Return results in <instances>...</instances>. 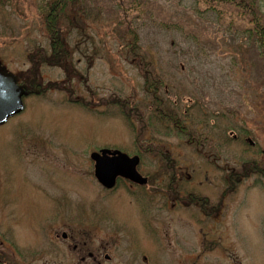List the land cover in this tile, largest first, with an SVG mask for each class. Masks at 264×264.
Wrapping results in <instances>:
<instances>
[{
    "label": "rangeland",
    "instance_id": "374dc122",
    "mask_svg": "<svg viewBox=\"0 0 264 264\" xmlns=\"http://www.w3.org/2000/svg\"><path fill=\"white\" fill-rule=\"evenodd\" d=\"M251 1L93 0L89 22L100 23L101 40L97 42L96 50L92 51L90 47L88 51L92 54V63L88 65L84 60L78 65L74 60L84 75L61 84L66 71L58 68L59 64L49 66L45 62L41 69L42 66L38 68L31 61L35 54L53 51L49 40L43 38L36 27L43 19L39 7L41 0H0V66L16 74L20 85L25 84L26 88L36 84L40 71L43 73L40 87L37 86L33 90L35 94L24 100V112L0 127V257L5 258L3 264H67L59 261L67 257L61 240L63 236L55 235V231L81 237L76 234L79 229L100 227L101 230L93 234L96 245L110 247L108 244L115 242L118 247L116 259L126 264H135L131 252L141 234L156 242L154 239L158 237L150 232L155 227H160L161 232L180 234L183 243L192 246L193 235L188 232L196 228L193 223L195 209L185 210L179 205L166 209L159 204L150 211L156 214V218L148 216L150 212L145 211V217L139 215L140 219L135 220L134 213L140 211V204L134 195L126 194L120 186L107 194L92 178L93 163L88 158L89 152L97 147L131 151L132 146H136L126 116L119 115L118 111L112 117L101 114L102 108L105 110L107 105L111 108L114 103L104 102L105 99L113 95L111 100H117L122 93H132L142 99L139 107L150 116L151 127L144 134L148 141L142 142L143 148L159 147L161 141L165 153L177 163L196 162L197 171L203 173L207 170L211 178H215V172L213 169L208 171L209 162L240 171L248 166L249 159L262 162L256 149H264V128L258 125L261 123L258 120L247 123L258 142L255 147L241 144L240 140L226 147L218 145L203 133L206 131L199 125L194 126L189 136L174 133L167 137L158 120L171 114L172 110L176 111L184 97L185 100L189 97L197 99L195 122L201 123L205 117L208 119L215 99L225 97L228 99L225 105L229 108L233 103L236 105L234 109L238 110L240 104L245 103L241 102L243 99L258 95L264 76V51H259L260 43H255L258 50L248 48L246 62L234 61L238 59L236 55H240L238 50L250 46L249 30L257 26L253 18L264 15V0H261V6L251 4L244 10L242 6ZM106 18L110 21L105 22ZM113 19L123 23H128L126 19L133 21L141 46L156 58L158 72L151 71L141 60H137L138 66L136 62H125L116 54L115 41H112ZM260 22L264 24V20L260 19ZM122 31L115 26V33ZM71 36L74 39L76 34ZM93 39L96 42V37ZM104 41L110 43L115 57L109 51L101 50ZM89 44L93 46L92 42ZM37 46L40 47L35 50ZM136 54L126 52L130 58ZM114 65L119 67L114 68ZM145 75L151 84H156L154 81L158 78L163 81L157 85L156 93L153 86H146ZM35 77L36 82L33 81ZM51 83L57 84L55 91L44 94L45 85L48 88ZM114 89L121 92L113 94ZM168 92L169 97L166 96ZM67 95L66 104L63 101ZM70 98H84L92 110H83L85 107L69 103ZM167 99H172L174 104H167ZM95 100L104 102L99 111L93 106ZM251 108L254 106L245 104L239 108L243 118L253 116ZM227 113L232 118V111ZM233 119L235 125L242 122L240 118L235 119V113ZM216 125L219 124L216 122ZM154 131L159 134L154 136ZM190 139L191 143L188 142ZM203 145L209 148L212 158L208 160L200 154L197 158L188 156L200 151ZM76 158L83 161L84 167ZM160 162L157 159L154 166H150L151 171L146 172L154 176L155 166ZM186 166V171L191 173L192 164ZM251 178L243 182L228 202L227 226L232 231L221 243L230 245L231 253L226 256L220 250L215 254L210 251L206 252L205 258L218 259L221 254L219 264H264V189L249 187L254 183ZM222 185L217 183L218 194L211 192L215 195L213 200H220L219 192L225 188ZM202 188L205 192L209 189ZM205 192H201V196H205ZM159 197L162 199V195ZM52 199L55 208H52ZM146 207L147 204H143V208ZM52 209V219L49 220ZM162 242L166 244L168 241ZM158 248L163 252L156 255L157 264H172L165 261V258L170 259V254L168 257L166 253L168 250ZM172 258L177 260L178 256L172 255ZM210 263V260L204 262ZM68 264L81 263L75 258Z\"/></svg>",
    "mask_w": 264,
    "mask_h": 264
},
{
    "label": "flooded vegetation",
    "instance_id": "af4514ba",
    "mask_svg": "<svg viewBox=\"0 0 264 264\" xmlns=\"http://www.w3.org/2000/svg\"><path fill=\"white\" fill-rule=\"evenodd\" d=\"M56 54L58 55V53ZM54 84L52 86H54ZM70 101H72V98H70ZM183 102L185 105V100H183ZM184 105H178L179 110L177 109V113L180 116H183L186 113L188 114V112L191 111V108H185L190 106L189 104H187V106ZM131 111L132 110L130 109L129 112ZM227 112H229V108L226 106L225 112H214L213 118L208 120V124L214 128L213 136L215 141L218 145H224L225 147L228 145V142H231L233 133L231 121L229 119L230 117L228 115L229 113ZM194 113L195 109L192 107V116L188 117L189 123H186L185 125L191 130L195 125L201 126L200 121L193 123V121H195ZM221 113H223V115H221ZM226 119L229 120L225 122ZM216 122L219 125H216ZM201 123H206V120ZM202 129L205 130L206 128L202 127ZM228 134L229 138H227ZM224 138H226V141L221 143L220 141ZM189 143L191 142L189 141ZM146 147L148 148H143L142 146H139L137 149L134 148V150H131L132 153H130V155H138L140 157V164L137 169L142 175L148 178L147 183L145 185H140L127 179H119L116 188L103 190L106 191L107 194H110V192L116 191L120 186L126 194H131V196L134 195L135 200L140 204V211H135L134 213L135 220L139 218V215L140 217H145V211L147 213L154 211L159 204L162 208L166 209L170 208L171 205H179L181 209L185 210L190 208L195 209L196 211L194 212L193 223H195L196 228H193V230L188 232V234L191 233L193 235L194 240L192 242V246H187L185 242L183 243V238L180 237V234L177 235L176 232L169 234L167 231L161 232L162 229L160 227L158 229L157 227H155V229L152 228L150 231L152 236H157L158 239H154L156 242H152L146 239L147 237H145V234H141L140 237L137 236L139 242L133 246V250L131 252L132 261H135V264H138V262L141 264H157L159 261H157L156 255L159 256L163 252L162 249L158 247H163L168 250V252L166 251L168 257L170 254V259L168 258L169 260L165 258V261H168V263L204 264L206 260H210V264H219L218 260H220L221 254L218 256V259H207L205 258L206 252L210 253V251H212L215 254L218 250H220L226 256H229V253H231L230 245L227 246L226 244L221 243L224 236L232 231L231 227L227 226V217L230 214L228 202L234 193L233 188H236L237 184H239L237 189H235V192L238 191V189L243 185V182L248 180V178H246L240 182L235 181L240 180L239 178L249 174V165L244 166L240 171L228 165L221 166L219 164L209 162L211 167L208 171L213 169L215 172V178H211V175L208 174L207 170L203 173L201 170L200 172L197 171L196 162H182V165H184L182 166L180 163H177L176 160L172 159L169 154L165 153L164 149H154L151 145ZM154 151L160 152L159 156H163L165 158V162H160V164L155 166V174L153 176L151 172L146 171H151L150 166H154V162L156 161L153 157L155 154ZM199 154L206 158L209 156V159L212 158L209 148L205 146L200 147V151L189 153L188 156L197 158ZM183 157L184 154L181 156L182 161ZM260 157L262 162L259 160H253L250 165V168H253V173L248 176L253 177L251 179L254 180V183L249 184V187L251 185L256 187L261 186L262 189H264V178L257 179L259 174L264 176V153ZM188 163L193 166V169L191 170L193 175L189 171H186V165ZM217 183H222V186H225V188L219 192L220 195L218 197H220V200L216 201L212 199L215 197L212 193L218 194V191L216 190ZM203 186H206V190L209 188L208 191H202ZM201 192H205V196H201ZM160 195H162V199L159 197ZM145 203L147 204V207L143 208V204ZM52 204V208H55L54 200H52ZM50 213H53V209ZM148 214V216H154L156 218V214L154 212H150ZM100 230V227L95 229H79V232L76 234L81 237H74L73 233L71 236L68 235L67 238H61L65 246V256L67 259L59 261H63L68 264L73 262L76 258L77 260H80L81 264H106L109 262H120L119 264H126L122 263L119 258L116 259V256L118 255L115 252L118 250V247L115 242L111 245L108 244L110 247L105 245L98 247L96 245L93 240V234L99 232ZM55 235L60 236V233L55 231ZM71 240L75 243L73 244ZM165 240L169 243L167 242L164 244L162 241ZM172 255L178 256V259L175 260L172 258Z\"/></svg>",
    "mask_w": 264,
    "mask_h": 264
},
{
    "label": "trees",
    "instance_id": "16d2710c",
    "mask_svg": "<svg viewBox=\"0 0 264 264\" xmlns=\"http://www.w3.org/2000/svg\"><path fill=\"white\" fill-rule=\"evenodd\" d=\"M256 1L258 2L256 3ZM260 2L262 1L253 0L249 3L246 2V4H244V6L242 7L245 10V8L246 7L248 8V6H251V4L253 6L254 5L261 6ZM92 3H93V0H41V6L39 7L43 14L42 15L43 19H42V22L38 23V25L37 26L35 25V26L38 27V30L42 34L43 38H46L47 40H49V46L51 50L53 47V51H50L48 53H44V52L39 53V55L35 54L33 57H31L32 63H34L36 66L38 65V68L42 66L41 69L44 67L45 62L49 63V66L57 65V64L62 65L63 68L66 70V74H65L66 78L64 79V82L70 80V78L74 81L78 79V78H75V76L84 75L76 67L75 61L77 62V64L79 61L83 62L84 60H87L88 65L92 63L91 62L92 54H89L88 51L90 47L92 48V51L96 50L97 42L101 40L100 34H101L102 27L98 25L100 23L99 22H94V23L89 22L90 10H93L91 7ZM260 16L261 18L258 16L253 18V22H255L257 26L255 29L249 30V36L251 38V41L249 43L250 46H246V47L244 46L241 49V51L238 50V53L240 55H236L238 56V59H235L234 61H240V63L246 62L247 53L249 52L248 48L249 49L254 48L258 50V47H259V51L260 49L264 51V24L260 22V19L264 20V15L260 14ZM104 21L109 22L110 19L106 18ZM126 21L128 23H123L121 20L113 19V21L111 22V25L114 28V31L112 32L113 34L112 41H115V45L117 48L116 54L125 62L128 61L131 63H134V62L137 63V60H141L142 64H145L146 67H149L151 71L158 72L157 66L155 65L156 58H154V55H152V53L148 49L143 48L141 46L140 36H139V33L136 27L133 25V21L131 19L129 20L126 19ZM115 26H117L120 29H123V31L119 33H115ZM72 34H76V37H74V39H72V36H71ZM93 37H96V42L94 41ZM35 41H39V40H35ZM89 42H92L93 46L89 44ZM256 42L260 43L258 47L255 44ZM109 46H110V43L108 41H104L101 50L109 51L110 55H112V57H115L116 54L114 53V50H111ZM39 47L40 46H37V49L35 50H38ZM128 51H134L138 55L136 54L134 57L132 56V58L127 57L126 52ZM56 53H58V55ZM40 54L42 56H40ZM137 65L139 66L138 63ZM115 67H119V65H114V68ZM263 74H264V71H263ZM42 75L43 73L40 71L39 81L37 82L38 84H41L43 81ZM260 75L262 76V73H260ZM144 78H145L146 86H148V88L153 86L154 93H156L157 91V85L163 82L160 78H158V80L154 81L156 84H151L150 79L146 81V75L144 76ZM36 80H37V77H35L34 82H36ZM145 82H144V86H145ZM148 83H150V85H147ZM262 83L264 84V76L262 77ZM263 84L262 86H260V89L258 88V92H257L258 95L254 94V97H251L249 99H243V101L241 102H245L244 104L247 107L254 106V108H251L250 111L255 114H261L263 122H264V87H263ZM254 90H255V87L252 89V91ZM117 92H121V91L114 89L113 94ZM170 92L174 93L171 90ZM169 95H170L169 92L166 93L167 97H169ZM68 97H69L68 95L65 97L64 102L68 99ZM120 98H121V101L118 102V104H112L111 108L109 105H107L105 112H104L105 115L112 116L115 113V111L116 112L118 111L117 113L119 115L126 116L128 118V121H129L128 124L131 125L132 127L130 131L131 133H135L137 135L138 142L142 143L143 141H148L147 139L144 138V134L146 132L145 130L151 127V122L149 120L150 116H146L145 114L146 111L142 110L139 107V104H140L139 100H142V99H140L139 97H136L135 95H132V93L124 94V95L122 93ZM224 101H227V99H225ZM170 103L174 104V101L172 99H167V104H170ZM244 104H240L239 108L243 106ZM192 105H193V109H195V107L198 106L199 104L197 102H194ZM156 106H159V105H156ZM235 106L236 105H233L232 103L231 106L229 107L230 113L232 111V118L230 117L229 119L231 121L232 130H234L238 134V137H239L238 139L241 141V137L253 135V132L249 130L248 124H247L250 118H243V116L241 115L242 111L239 110V108L238 110L234 109ZM130 109H132L131 112H129ZM234 113H235V119L240 118L242 120V122L238 123V125L234 124V121H235L233 119ZM189 116H192L190 111L188 112V114L186 113L183 116H180L178 115L177 110L176 111L172 110L171 114H166V116H161L160 118H158V120L162 124L161 127L163 128V131H166L165 136L169 137L173 135L174 133L180 136H186V135L189 136L190 132L193 131L190 128L185 126L186 123H189L188 121ZM210 118L211 119L213 118L212 114L211 116L208 117V119L205 117L206 123H200V125L206 128L205 130H203V131H206L204 133H206L208 137L215 140L213 136L214 128L208 124V120ZM229 119H226L225 122H227ZM135 121L138 122V124L134 123ZM194 122L195 121H193V123ZM197 122L198 121H196V123ZM158 134H159L158 131H154L153 133L154 136ZM189 141L191 142V139ZM225 141H226V138H224L220 142L222 143ZM233 141L235 140H231V142H228V144L230 145L233 144ZM240 143L247 144L245 141H241ZM162 146L163 144L160 141L159 147H153V146L152 147L154 149L158 148V149L163 150ZM203 146L207 147L206 145H203ZM256 146H258V143H256ZM249 147H255V146L249 145ZM256 150L259 155L261 154L260 156H262V154L264 153V150L262 149H256ZM154 153L155 154L153 155V157L155 160L159 159V161H161L162 163L165 162V158L163 156H159L160 152L154 151ZM207 159L209 160V156L207 157ZM249 162L250 163L247 162V164L249 165L248 168L250 169L249 174H251L253 173V168H250V165L252 164L253 160L249 159ZM249 174L244 175L241 178H239L240 180H235V181L240 182L241 180L251 177V176H248ZM260 178H264V176L259 174L257 179H260ZM238 186L239 184H237V187ZM237 187L233 188L234 192H235V189H237ZM0 259L3 260V262L1 261V264H3L5 258L0 257ZM6 264L8 263L6 262Z\"/></svg>",
    "mask_w": 264,
    "mask_h": 264
},
{
    "label": "water",
    "instance_id": "95a60500",
    "mask_svg": "<svg viewBox=\"0 0 264 264\" xmlns=\"http://www.w3.org/2000/svg\"><path fill=\"white\" fill-rule=\"evenodd\" d=\"M25 94V90L18 85L16 75L0 69V126L23 111L22 98ZM111 152V150L105 149L102 153L94 152L92 154V159L96 162L95 175L104 186L114 187L116 179L120 175L138 183H146L147 179L142 177L136 168L139 163L138 157L131 158L119 150L112 152L113 155L109 157L108 153Z\"/></svg>",
    "mask_w": 264,
    "mask_h": 264
},
{
    "label": "bare ground",
    "instance_id": "6f19581e",
    "mask_svg": "<svg viewBox=\"0 0 264 264\" xmlns=\"http://www.w3.org/2000/svg\"><path fill=\"white\" fill-rule=\"evenodd\" d=\"M60 66H61V65H59V66H57V67H58V68H60L61 70H64V71H66L64 68H61Z\"/></svg>",
    "mask_w": 264,
    "mask_h": 264
}]
</instances>
